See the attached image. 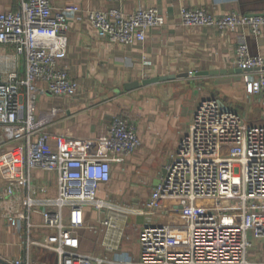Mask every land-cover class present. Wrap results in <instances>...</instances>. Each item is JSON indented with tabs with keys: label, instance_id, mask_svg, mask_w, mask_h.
<instances>
[{
	"label": "built area",
	"instance_id": "built-area-1",
	"mask_svg": "<svg viewBox=\"0 0 264 264\" xmlns=\"http://www.w3.org/2000/svg\"><path fill=\"white\" fill-rule=\"evenodd\" d=\"M15 1L17 11L0 13V149L22 173L0 186V219L25 225L26 254L10 264H36L34 248L56 254L58 264H264L249 258L255 244L264 250V123L228 112L216 99L203 101L144 208L127 210L100 200V186L111 180L112 160L50 148L48 128L65 112L38 111L39 97L46 93L68 99L78 95V84L62 63L68 52V21L80 8L56 10L50 0ZM101 1L117 7L89 12L88 21L111 44L145 42L149 30L166 23L157 8L126 15L120 8L126 0ZM181 18L185 28L237 33L236 67L245 75L247 94L264 100V58L251 55L246 33L261 35L264 14L215 15L182 8ZM143 59L150 64L149 57ZM98 140L107 152H119L121 161L141 146L136 129L120 117ZM33 171L56 177L55 197L48 196L46 186L30 184ZM87 207L107 212L103 225L110 232L106 237L113 259L69 250L71 230L85 228ZM130 213L160 216L159 223L143 227L137 258L118 251V223ZM35 214L42 216L40 225L34 223ZM35 229L45 233L42 240L34 238Z\"/></svg>",
	"mask_w": 264,
	"mask_h": 264
},
{
	"label": "crops",
	"instance_id": "crops-1",
	"mask_svg": "<svg viewBox=\"0 0 264 264\" xmlns=\"http://www.w3.org/2000/svg\"><path fill=\"white\" fill-rule=\"evenodd\" d=\"M50 2L56 10L70 5L80 8L68 21V52L62 63L78 84V95L68 99L46 93L39 97L38 111L58 108L65 112L64 118L48 128L50 148L69 150L85 158L112 160L111 180L100 186V200L127 210L144 208L203 101L216 99L248 121L264 123V100L247 94L245 75L238 72L235 64L237 33L222 35L215 28H185L181 18L182 8H202L215 15L236 11L246 16L261 15L264 10H254L263 7L264 0H126L120 6L126 15L140 8H157L166 17L163 27L149 30L145 42L134 46H119L99 38L88 21L89 12H106L116 4L101 0ZM18 9L17 1L0 0V13ZM246 33L251 55L264 58V28L257 38ZM144 57L150 58L149 65H145ZM213 72L218 73L212 75ZM170 76L175 78L144 83ZM138 83L139 87H130ZM118 117L131 124L141 140L138 151L123 161L119 152H107L98 140ZM4 151L0 149V186L22 173V168ZM29 177L32 186H46L48 196H56L54 175L33 171ZM84 216L85 228L70 232L69 250L113 259L106 237L110 232L103 225L107 212L100 214L87 207ZM131 217L138 218L141 225H129ZM149 221L159 223V214L149 217L130 213L125 222L118 223L122 228L119 254L138 257L140 234ZM41 222L42 216L35 214L34 223ZM24 226L0 219V263L10 264L25 257ZM44 234L35 229L33 236L42 240ZM32 258L36 264L59 263L56 254L38 248L33 249ZM249 258L264 262L263 246L255 244Z\"/></svg>",
	"mask_w": 264,
	"mask_h": 264
},
{
	"label": "water",
	"instance_id": "water-1",
	"mask_svg": "<svg viewBox=\"0 0 264 264\" xmlns=\"http://www.w3.org/2000/svg\"><path fill=\"white\" fill-rule=\"evenodd\" d=\"M258 10H260V11H262V10H264V6L263 7H261L260 9H257V10H254V11H258ZM237 13H239V14H241V15H246L243 11L241 12V11H236ZM238 72L239 73H241V74H243V72L241 71V70H239L238 69ZM216 73H218V72H213L212 73V75H214V74H216ZM223 73H226V72H223ZM202 75H207V73H205V74H202ZM175 78V76H170V77H164V78H160V79H155V80H150V81H148V82H144L145 84H150V83H154V82H161V81H167V80H171V79H174ZM140 86V84L138 83V84H134V85H132V86H130L131 88H136V87H139ZM221 104H223L222 102H220ZM224 105V104H223ZM224 108L228 111V112H232L229 108H227L225 105H224Z\"/></svg>",
	"mask_w": 264,
	"mask_h": 264
},
{
	"label": "rangeland",
	"instance_id": "rangeland-1",
	"mask_svg": "<svg viewBox=\"0 0 264 264\" xmlns=\"http://www.w3.org/2000/svg\"><path fill=\"white\" fill-rule=\"evenodd\" d=\"M257 122H260V121H257ZM129 225H133V226H136L138 224H140V221L138 218L136 217H131V219L129 220ZM141 225V224H140ZM137 243V242H136Z\"/></svg>",
	"mask_w": 264,
	"mask_h": 264
}]
</instances>
